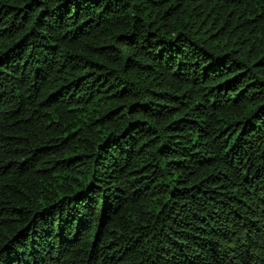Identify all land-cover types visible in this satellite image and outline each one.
<instances>
[{"label":"trees","instance_id":"16d2710c","mask_svg":"<svg viewBox=\"0 0 264 264\" xmlns=\"http://www.w3.org/2000/svg\"><path fill=\"white\" fill-rule=\"evenodd\" d=\"M0 264H264V0H0Z\"/></svg>","mask_w":264,"mask_h":264}]
</instances>
